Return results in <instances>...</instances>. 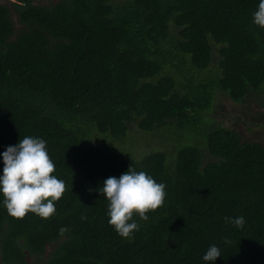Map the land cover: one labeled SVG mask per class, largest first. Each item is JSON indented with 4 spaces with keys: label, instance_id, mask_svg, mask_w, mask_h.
Masks as SVG:
<instances>
[{
    "label": "trees",
    "instance_id": "obj_1",
    "mask_svg": "<svg viewBox=\"0 0 264 264\" xmlns=\"http://www.w3.org/2000/svg\"><path fill=\"white\" fill-rule=\"evenodd\" d=\"M258 3L0 1V154L43 137L66 182L49 218H16L0 195L6 264H212L202 259L212 244L215 264H264V145L208 113L218 91L243 103L264 91ZM14 10L23 29L11 40ZM164 128L172 149L136 158L121 147L131 129ZM130 166L167 196L124 238L99 190ZM239 216L242 228L225 220Z\"/></svg>",
    "mask_w": 264,
    "mask_h": 264
},
{
    "label": "clouds",
    "instance_id": "obj_2",
    "mask_svg": "<svg viewBox=\"0 0 264 264\" xmlns=\"http://www.w3.org/2000/svg\"><path fill=\"white\" fill-rule=\"evenodd\" d=\"M253 22L264 27V0H259ZM0 155L4 162L0 195L7 212L16 218H23L28 212L43 218L55 214V202L65 193L66 182L53 174L56 164L50 156L47 141L43 137L25 136L17 144L7 146ZM99 191L109 201L108 223L124 238L139 230L135 215L148 220L146 213L161 206L167 196L165 183L131 166L118 177L110 176L104 180ZM225 220L241 228L245 224L243 216L225 217ZM222 254L221 248L212 244L202 259L215 264Z\"/></svg>",
    "mask_w": 264,
    "mask_h": 264
},
{
    "label": "rangeland",
    "instance_id": "obj_3",
    "mask_svg": "<svg viewBox=\"0 0 264 264\" xmlns=\"http://www.w3.org/2000/svg\"><path fill=\"white\" fill-rule=\"evenodd\" d=\"M0 1L5 2L8 0ZM34 1L36 3H47L49 0ZM12 18L15 32L10 37L11 40L15 39L18 33L23 29V24L19 21L15 10L12 14ZM246 100V103L237 102L222 91H218L214 97V104L208 110V113L216 117L217 121L221 123L222 126L237 131L243 141H256L264 145V91L261 92V90H258V92H253L247 96ZM170 131V129L164 128L157 133H149L138 129H131L126 140L122 141L121 147L126 153L136 158H141L144 154L153 150L172 149L173 147L169 146V143L172 142L169 141L171 135L166 136ZM166 140L169 143H166ZM176 141L182 144V140H180L178 136L176 137ZM55 246L56 244H50L47 247L43 255L44 260L48 258ZM0 264H6L2 257L1 248Z\"/></svg>",
    "mask_w": 264,
    "mask_h": 264
}]
</instances>
